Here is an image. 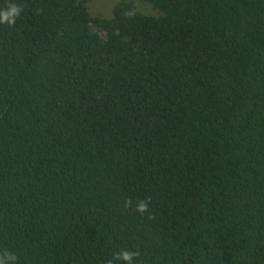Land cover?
<instances>
[{
    "label": "trees",
    "instance_id": "1",
    "mask_svg": "<svg viewBox=\"0 0 264 264\" xmlns=\"http://www.w3.org/2000/svg\"><path fill=\"white\" fill-rule=\"evenodd\" d=\"M91 1L0 0V255L264 264V0Z\"/></svg>",
    "mask_w": 264,
    "mask_h": 264
},
{
    "label": "clouds",
    "instance_id": "2",
    "mask_svg": "<svg viewBox=\"0 0 264 264\" xmlns=\"http://www.w3.org/2000/svg\"><path fill=\"white\" fill-rule=\"evenodd\" d=\"M23 9L18 4L8 3L6 6L0 7V25L7 24L12 26L17 19L21 17ZM131 203L130 201L128 202ZM149 208V202L146 200H137L135 209L137 212L143 214ZM139 255L138 252L129 249H121L115 254V259L123 261L124 264H135V259ZM0 264H15V256L10 253L0 255Z\"/></svg>",
    "mask_w": 264,
    "mask_h": 264
},
{
    "label": "rangeland",
    "instance_id": "3",
    "mask_svg": "<svg viewBox=\"0 0 264 264\" xmlns=\"http://www.w3.org/2000/svg\"><path fill=\"white\" fill-rule=\"evenodd\" d=\"M118 0H92L88 7L92 14L94 15H102V16H109L112 6ZM137 5L140 9L147 12H152V8L145 3L138 2Z\"/></svg>",
    "mask_w": 264,
    "mask_h": 264
}]
</instances>
